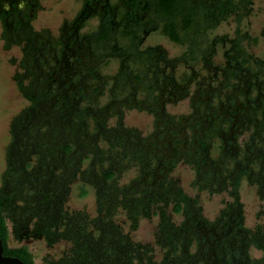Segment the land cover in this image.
<instances>
[{"label": "trees", "instance_id": "obj_1", "mask_svg": "<svg viewBox=\"0 0 264 264\" xmlns=\"http://www.w3.org/2000/svg\"><path fill=\"white\" fill-rule=\"evenodd\" d=\"M250 5L84 0L56 35L30 24L11 36L1 33L5 47H20V71L12 79L27 101L8 123L0 173L4 255L33 264L25 246L8 245L11 236L67 244L41 264H264V229L244 226L238 198L241 179L264 196V58L247 51L243 42L250 39L237 29L230 37L206 36L227 17L238 22ZM91 17L95 28L80 32ZM156 29L185 51L168 56L158 44L142 47L143 37ZM218 46L222 62L216 64ZM109 60L115 70L102 73ZM178 65L184 69L176 75ZM187 96L188 113L175 117L164 110ZM131 108L152 116L148 134L122 124V110ZM179 162L191 168L197 189L227 191L230 200L214 219H206L196 196L170 175ZM129 169L134 176L119 183ZM75 177L93 188L92 216L65 207ZM119 212L130 231L140 218H157L158 260L149 244L122 230ZM171 214L180 215L179 222ZM250 247L260 255L251 257Z\"/></svg>", "mask_w": 264, "mask_h": 264}, {"label": "rangeland", "instance_id": "obj_2", "mask_svg": "<svg viewBox=\"0 0 264 264\" xmlns=\"http://www.w3.org/2000/svg\"><path fill=\"white\" fill-rule=\"evenodd\" d=\"M115 0H110L114 2ZM40 8L36 16L31 20L30 24L34 30L47 29L52 35H56L59 25L63 20H69L79 8V0H38ZM97 25V18L91 17L87 19L80 32H88ZM244 32L250 39L249 43L243 42L247 51L251 54L264 58V0H251V5L246 14L239 21L234 16L227 17L220 21L214 28L206 34L208 38L218 35L233 36L235 30ZM254 38L253 43L251 39ZM122 41V40H119ZM123 43V41H122ZM162 46L168 56H178L185 51L183 44L173 43L163 36L159 29L147 33L141 42V46L155 45ZM221 48L218 46L213 61L218 64L222 62ZM21 56L20 47L18 45L4 46V41L0 33V173L4 168V154L8 143V123L10 119L16 115L23 107L27 105V101L23 98L12 79V75L19 72L18 62ZM116 68V62L109 60L106 65L101 66L102 73H112ZM183 66L178 65L175 74L179 75L183 72ZM192 87H190V90ZM164 110L175 117L186 114L190 110L189 98L184 97L177 101L166 103ZM111 118L108 123H113ZM122 124L126 127H132L139 130L142 135L148 134L153 127L152 116L142 110L134 108L122 110ZM247 133L239 135L237 142L242 144L246 139ZM135 174L134 169H129L122 174L119 183L127 182ZM171 176L175 177L182 190L189 196H196L201 207L202 215L212 220L217 215L219 209L225 202L230 200L226 190L221 192H208L199 190L192 185L193 171L183 162H179L172 169ZM84 191V195H80ZM238 198L243 208V224L246 228L252 229L255 225H260L264 229V196H258L256 187L241 179L238 187ZM68 210L83 209L88 215H94V191L93 188L79 181L75 177L69 184V193L65 202ZM172 220L177 223L180 215L171 214ZM115 220L121 225L122 230L127 232L133 241L149 244L155 256L160 257V249L154 245L153 230L157 221L155 216L150 218H140L135 230H128L127 221L124 215L119 212L115 216ZM8 245L10 247L25 246L31 253L33 264H41L43 257L56 258L67 247L64 241H59L51 246H46L41 239L15 241L9 236ZM248 253L251 257H258L260 251L250 247Z\"/></svg>", "mask_w": 264, "mask_h": 264}, {"label": "flooded vegetation", "instance_id": "obj_3", "mask_svg": "<svg viewBox=\"0 0 264 264\" xmlns=\"http://www.w3.org/2000/svg\"><path fill=\"white\" fill-rule=\"evenodd\" d=\"M79 2L77 11L84 5V0ZM39 8L38 0H0V33L11 36L13 30L30 24Z\"/></svg>", "mask_w": 264, "mask_h": 264}, {"label": "water", "instance_id": "obj_4", "mask_svg": "<svg viewBox=\"0 0 264 264\" xmlns=\"http://www.w3.org/2000/svg\"><path fill=\"white\" fill-rule=\"evenodd\" d=\"M0 264H24L15 256L4 255L2 253V244L0 240Z\"/></svg>", "mask_w": 264, "mask_h": 264}]
</instances>
